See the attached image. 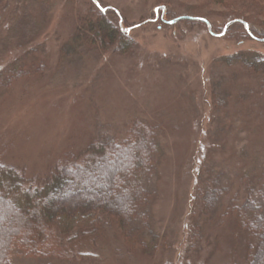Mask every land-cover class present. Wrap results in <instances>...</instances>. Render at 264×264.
I'll use <instances>...</instances> for the list:
<instances>
[{"label": "rangeland", "instance_id": "374dc122", "mask_svg": "<svg viewBox=\"0 0 264 264\" xmlns=\"http://www.w3.org/2000/svg\"><path fill=\"white\" fill-rule=\"evenodd\" d=\"M97 1L110 8L117 21L120 13L124 30L139 24L130 30L138 43L134 52L101 53L88 46L72 54L62 52L93 7L92 0H13L9 6L0 0V66L25 65L31 70L30 77L0 90V159L30 175L43 172L67 151L75 153L96 139L123 138L127 124L142 120L157 128L164 147L160 170L155 169L146 183L157 193L149 226L138 236L150 245L114 252L113 241L108 240L94 261L74 264H193L189 254L195 252L196 242L203 249L197 264L206 260L231 264L236 247L241 264L252 239L243 236L234 246L238 230L228 231L229 221L225 223L223 215L239 189L240 199L245 198L246 182L264 179V85L255 73L241 65L225 66L220 58L237 52L264 54V40L215 36L200 21L161 20L163 16L171 20V11L178 17L189 15V7L202 0ZM162 4L168 7L165 13L158 9L157 20L155 9ZM214 10L219 6L206 13ZM130 156L135 173L128 176L121 171L112 189L91 167L88 176L75 181L73 190H92L101 197L110 193L114 204L133 194L143 156L137 148ZM117 158L110 154L108 167ZM91 174L100 177L98 185L90 182ZM212 178L229 187L230 194L214 212H199L194 203L197 188ZM199 179L204 182L198 186ZM130 208L137 211L133 201ZM7 210L0 204L5 230L18 225L12 215L5 218ZM195 223L199 226L194 228ZM222 223L226 224L222 231H213ZM11 262L68 264L30 258L18 248Z\"/></svg>", "mask_w": 264, "mask_h": 264}, {"label": "trees", "instance_id": "16d2710c", "mask_svg": "<svg viewBox=\"0 0 264 264\" xmlns=\"http://www.w3.org/2000/svg\"><path fill=\"white\" fill-rule=\"evenodd\" d=\"M11 1L5 0L6 6L12 4ZM93 2L92 0L93 7L81 18L80 25L62 48V52L72 54L83 46L101 53L109 50L121 54L134 52L138 43L130 31L122 28L124 21L120 13H117L120 18L117 21L111 16L110 8H102ZM161 6L168 7L166 4L159 7ZM212 6H219V10L208 15L206 10ZM189 9V15L184 16L207 19L210 26L201 20H189L188 23L200 21L214 32L227 28V35L264 40V0H202L199 6L193 4ZM12 10L17 12L14 8ZM171 13V19L178 17L174 12ZM218 17L220 20H217ZM244 23L249 25L248 30ZM138 25L133 24L128 28L132 31ZM220 63L228 67L241 65L255 73L258 79L261 78V84L264 85V54L261 52L251 55L246 52L229 54L221 57ZM25 67L17 65L5 69L3 65L0 66V90L30 77L31 70ZM126 129L123 138L111 136L92 140L86 148L75 153L67 151L46 171L31 175L17 165L5 164L0 159V204L8 209L4 212L5 218L12 215L18 221L17 227L9 226L7 230L0 224V264H12L11 258L16 248L30 258H51L74 264L94 261V256L97 252L100 253L99 248L105 246L108 240L113 241L114 252L117 248L133 251L139 245L149 244L138 238L144 226H149L151 206L157 195L146 183L154 175L155 169L160 168V162L164 161V147L158 139L157 128L142 120H134L127 124ZM134 148L143 157L136 170L138 177L134 182L133 194L126 195L114 204L110 193L101 197L102 195H97L92 190L83 193L73 190L75 181L83 178L91 167L97 170L102 180L112 189L118 182L121 171L128 176L135 173L136 168L132 165L130 156ZM112 153L118 155V161L114 166L108 167L109 155ZM119 167L122 169L119 170ZM211 174L214 173L210 171L209 175ZM89 176L90 182L98 185L99 176ZM256 176L260 178L262 174ZM202 182L204 181L199 179L198 186ZM263 182L264 179L257 180L256 183L254 179L246 182L247 195L243 200L240 199V189H237L235 200L223 215L225 223L229 221L228 231L232 228L238 230L235 232L237 238L234 246L238 244V238L243 236L252 239L241 256V264H264V184L261 188H256ZM229 194V187L220 185L217 179L212 178L207 186L200 185L197 188L194 203L200 207L199 212L212 213ZM131 201L137 211L132 212ZM225 223L218 225L213 231H222ZM198 226V223L194 224V228ZM109 229L116 232L110 234ZM112 237L114 240H111ZM194 237L197 240L200 238L198 234ZM196 243L197 246L192 248L195 252L189 254L193 264H197L202 258L203 249L200 248V243ZM153 247L156 249L157 246ZM235 250L232 251L235 252L231 257V264H240V258L237 259L239 250L237 247ZM208 262L206 260L205 264H209Z\"/></svg>", "mask_w": 264, "mask_h": 264}, {"label": "water", "instance_id": "95a60500", "mask_svg": "<svg viewBox=\"0 0 264 264\" xmlns=\"http://www.w3.org/2000/svg\"><path fill=\"white\" fill-rule=\"evenodd\" d=\"M97 5H99V3H98V1L97 0H93ZM162 9V11L165 13V11H166V8H165V6H161V7H158V8H156L155 9V12L157 13L158 12V9ZM158 18V13H157V16H156V19ZM155 19V20H156ZM162 19L163 20H165V21H167L168 23H170V24H173V23H176V22H178V21H180V20H201V21H205L209 26H210V23L207 21V20H205V19H203V18H197V17H192V16H179V17H177V18H174V19H171V20H166L165 19V17L163 16L162 17ZM122 23V22H121ZM245 24V27H246V29L248 30L249 29V25L247 24V23H244ZM128 31L127 32H129L130 30H131V28H126ZM226 28L223 30V32H221V33H216V32H214L212 29H210V32L213 34V35H215V36H219V37H222V36H224L225 34H226Z\"/></svg>", "mask_w": 264, "mask_h": 264}, {"label": "snow or ice", "instance_id": "6c2138e0", "mask_svg": "<svg viewBox=\"0 0 264 264\" xmlns=\"http://www.w3.org/2000/svg\"><path fill=\"white\" fill-rule=\"evenodd\" d=\"M125 31H128L127 29H125Z\"/></svg>", "mask_w": 264, "mask_h": 264}, {"label": "flooded vegetation", "instance_id": "af4514ba", "mask_svg": "<svg viewBox=\"0 0 264 264\" xmlns=\"http://www.w3.org/2000/svg\"><path fill=\"white\" fill-rule=\"evenodd\" d=\"M158 19V18H157Z\"/></svg>", "mask_w": 264, "mask_h": 264}]
</instances>
